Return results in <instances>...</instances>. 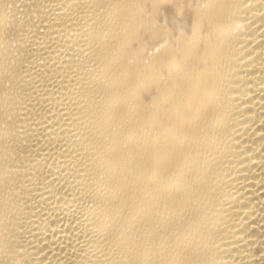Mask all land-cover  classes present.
I'll list each match as a JSON object with an SVG mask.
<instances>
[{
    "label": "bare ground",
    "instance_id": "obj_1",
    "mask_svg": "<svg viewBox=\"0 0 264 264\" xmlns=\"http://www.w3.org/2000/svg\"><path fill=\"white\" fill-rule=\"evenodd\" d=\"M0 264H264V0H0Z\"/></svg>",
    "mask_w": 264,
    "mask_h": 264
}]
</instances>
